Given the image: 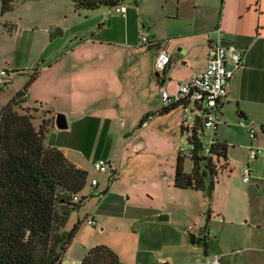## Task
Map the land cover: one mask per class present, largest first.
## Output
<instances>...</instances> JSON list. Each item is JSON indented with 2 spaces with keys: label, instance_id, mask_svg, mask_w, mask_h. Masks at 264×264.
<instances>
[{
  "label": "crops",
  "instance_id": "obj_1",
  "mask_svg": "<svg viewBox=\"0 0 264 264\" xmlns=\"http://www.w3.org/2000/svg\"><path fill=\"white\" fill-rule=\"evenodd\" d=\"M120 3L125 5L124 0ZM134 3V8L125 5L127 10L124 17L109 10V16L99 20L103 25L101 29L109 31L108 37L100 42L110 44L120 40V45L126 43L121 54L130 58L128 79L134 78L124 83L122 73L118 74L121 77L117 76L116 66H110L108 73L111 84L91 99L93 79L100 76L102 71L90 72L92 57L87 54V76L79 80L83 91L87 86V105L85 100L80 99L81 95L79 98L73 95L74 102L76 98L80 102L64 110L67 127L73 125L71 136L74 133L80 141L64 142L54 138L47 145L61 149L72 163L88 171L87 184L93 194L105 192L110 185L114 189L122 176L120 165L126 150L135 156L158 155L160 160L157 164L140 166L133 172L129 178L130 185L140 187L142 193L148 196H161L166 206H175L164 208L166 212L163 213H167V218L163 220H174L180 230V238L182 236L184 240L187 234L191 235L193 244L203 243L205 259L218 254L220 264H264V195L257 199L252 193L253 188L264 186V155L261 158L257 154L254 157L249 155L253 161L252 167L246 164V167H250V178L240 182V187L227 180L229 170L222 169L221 178L218 179L219 171L210 192L178 188L173 185L175 158L181 150L183 134L186 133L188 137L194 120L202 119V109L195 103H184L156 115L145 125L141 124L148 113L161 109L160 85H164L169 93H174L180 81L204 71L208 42L212 30L220 23L225 41L234 44L241 62L237 69H233L230 59L227 63V68L233 72L227 83V95L219 104L220 121L216 130H222L226 123L244 131L248 129V132L255 125L263 130L264 0H159L155 15L164 18L165 23L159 27L154 18L147 17L142 20L144 30L139 25L141 20L130 25L132 16L143 11L137 0ZM117 18L123 19V26L113 21ZM141 35L152 37L156 44L151 47L145 45L140 40ZM162 47L169 52L170 62L159 72L155 68V60ZM145 49H150L146 55ZM105 54L99 50L97 55L104 57ZM107 54L116 53L108 51ZM128 58H125V63ZM187 111L193 115L191 123L187 121ZM55 115L54 111V118ZM128 117L133 118L130 123L134 124V128H125ZM156 136H162L163 140H158ZM255 136L254 129V136L250 137ZM98 159L112 161L117 175L112 176L110 171H96L93 162ZM135 166H138L137 163ZM93 178L97 180L96 186H91L90 180ZM204 207V223L193 232V227H186L185 223L200 218L199 213ZM178 208L182 211V218L176 215ZM210 226L215 227V232ZM207 230L212 231L213 235L206 236ZM71 261L66 250L61 263L73 264ZM200 264L205 262L201 260Z\"/></svg>",
  "mask_w": 264,
  "mask_h": 264
},
{
  "label": "rangeland",
  "instance_id": "obj_2",
  "mask_svg": "<svg viewBox=\"0 0 264 264\" xmlns=\"http://www.w3.org/2000/svg\"><path fill=\"white\" fill-rule=\"evenodd\" d=\"M137 1L143 11L132 16L131 26L135 21L141 20L139 25L141 30H144L142 20L147 17L154 18L159 27L163 26L164 18L155 15L159 0ZM124 2L130 8L135 6L134 0H124ZM109 10H112V7L106 5L95 9H77L71 0H15L12 8L2 13L0 0V70H5L7 73L0 74V108L9 103L18 92H23L26 98L21 99L20 102L24 107L36 109L34 124L38 127L42 118H49V110L53 115L54 111L55 114H64V110H69L80 102L79 95L87 105V86L83 91L79 81L87 76V54L92 57L90 72L102 71L100 76L93 79L90 89L91 99L111 84L108 73L110 66H116L117 76L122 73L124 83L134 78L132 76L128 79L131 70L130 58L121 54L127 46L126 43L120 45V40L110 44L105 41V43L100 42L108 37L109 31L101 29L103 25L99 20L109 16L107 14ZM113 21L118 26L119 24L123 26L122 18ZM99 50L106 53L104 57L97 55ZM108 51L116 54H107ZM144 51L146 55L150 49ZM125 58H128L127 63ZM119 62V66H122L120 68ZM35 71L38 75L32 79ZM73 95L78 96L76 102L72 99ZM185 115L187 121L191 123L193 115L189 111ZM132 119L128 117L125 128L128 126L134 128V124L130 123ZM72 126L70 124L63 129L50 126L46 131V144L54 138L64 142L80 141L74 133L71 136ZM261 127L264 130V125ZM254 129L256 130L254 138L250 137L248 129L244 131L230 123H226L222 130H216L215 138L226 142L228 146L227 161L232 171H228L229 167L226 169L229 176L226 179L237 186L240 182H244L242 170L246 168V164L250 167L253 164L249 158L248 147L257 150L258 157L264 155V131L256 125ZM209 135L210 129L205 128L202 136L204 143L207 142ZM186 137V133L183 134L180 143L184 152L189 149ZM156 138L163 140L162 136ZM84 149L86 150V147ZM159 160L158 155L135 156L130 150H126L120 165L122 176L118 178L114 189L110 185L105 192L93 194L90 185L86 184L79 195L85 196L84 199L78 207L71 209L63 226L64 230H69L78 224L74 237L66 249L73 264L82 259L88 248L97 245L112 248L119 255L122 264H163V262L200 264L201 260L205 262L203 243L193 244L192 236L189 234L182 240L174 220L166 221L158 218L160 214H167L163 213L166 212L164 208L170 209L175 206H166L161 196H148L142 193L143 189L140 187L130 185L129 178L139 169L138 167H148L157 164ZM136 163L138 166H135ZM191 166V161L186 158L184 169L189 171ZM221 172L218 174V179L221 178ZM262 176L264 183V174ZM252 193L253 196L258 197L257 199L261 198L264 195V186L253 188ZM126 196H129L128 199ZM157 210H161V213H155ZM205 211L206 207L199 213L200 218L186 221L185 226H192V231L196 232L204 223ZM176 215L182 218V211L179 208L176 209ZM89 218L94 219V225L87 224ZM210 228L215 232L214 226Z\"/></svg>",
  "mask_w": 264,
  "mask_h": 264
},
{
  "label": "trees",
  "instance_id": "obj_3",
  "mask_svg": "<svg viewBox=\"0 0 264 264\" xmlns=\"http://www.w3.org/2000/svg\"><path fill=\"white\" fill-rule=\"evenodd\" d=\"M15 0H1V12L12 8ZM75 8L95 9L121 0H71ZM38 75L34 72L32 79ZM27 88V87H26ZM18 92L0 108V264H60L78 224L64 230L71 209L79 206V196L88 181V171L76 166L55 146L45 142L54 116L42 118L35 126L36 109L24 107ZM162 108L166 113L178 105ZM202 119L196 118L186 138L189 149L178 151L173 185L182 189L210 192L215 176L228 169L227 144L216 140L209 155L202 153ZM191 163L184 169V160ZM231 171V168L228 169ZM78 195L79 199L74 200ZM81 264H122L109 246L88 248Z\"/></svg>",
  "mask_w": 264,
  "mask_h": 264
},
{
  "label": "built area",
  "instance_id": "obj_4",
  "mask_svg": "<svg viewBox=\"0 0 264 264\" xmlns=\"http://www.w3.org/2000/svg\"><path fill=\"white\" fill-rule=\"evenodd\" d=\"M126 6L124 4H116L112 7V11L124 17L126 15ZM140 40L147 46L151 47L156 44L152 37L141 35ZM229 59L233 63V69H237L240 66L241 56L236 51L234 44L227 43L223 36V30L218 23L212 30V36L209 39L207 54H206V67L200 74H194L187 80L180 81L177 86V90L174 93H169L164 85L159 86V94L161 100V109L169 107L177 103H195L203 111L202 126L203 128L210 129V135L206 143L202 142V153L209 155V150L216 142L214 137L217 124L220 121V101L227 95V83L232 75V70L227 68ZM170 62V54L166 48L159 49L156 60L155 68L157 71H163ZM0 74H7L5 70H0ZM160 109V110H161ZM160 110L156 112L148 113L142 120L141 124L145 125L152 118L160 113ZM250 136H254V129H250ZM257 150L253 147L249 149V155L251 157L256 156ZM93 167L98 172H112L113 176L117 175L116 167H113L112 161L106 159H98L93 162ZM243 181H247L250 176V169L248 167L242 170ZM91 186H96L97 180H90ZM79 196H74V200H78ZM88 225H94L93 218L87 220ZM205 235H213V232L208 230ZM81 264V261L75 263ZM205 264H220L219 255L213 254L207 256Z\"/></svg>",
  "mask_w": 264,
  "mask_h": 264
},
{
  "label": "water",
  "instance_id": "obj_5",
  "mask_svg": "<svg viewBox=\"0 0 264 264\" xmlns=\"http://www.w3.org/2000/svg\"><path fill=\"white\" fill-rule=\"evenodd\" d=\"M56 32L58 33V29H56ZM54 126H56V128L58 129H63V128H66L67 127V120H66V117L63 113H56L55 115V118H54ZM158 218L160 220H163V219H166L167 218V215L165 214H160L158 216ZM194 239H192L193 241ZM65 263V261H64ZM163 264H168L167 262H163Z\"/></svg>",
  "mask_w": 264,
  "mask_h": 264
}]
</instances>
